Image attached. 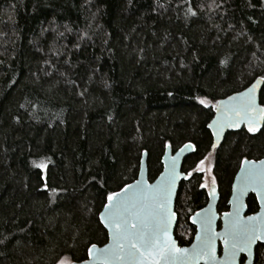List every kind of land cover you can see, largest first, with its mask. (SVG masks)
Segmentation results:
<instances>
[{
  "label": "trees",
  "instance_id": "16d2710c",
  "mask_svg": "<svg viewBox=\"0 0 264 264\" xmlns=\"http://www.w3.org/2000/svg\"><path fill=\"white\" fill-rule=\"evenodd\" d=\"M259 78L264 0H0V264L87 260L143 153L153 182L167 146L188 143L175 236L191 245L209 201L197 165L213 156L221 213L241 161L264 158V126L215 150L208 130L219 101Z\"/></svg>",
  "mask_w": 264,
  "mask_h": 264
},
{
  "label": "snow or ice",
  "instance_id": "6c2138e0",
  "mask_svg": "<svg viewBox=\"0 0 264 264\" xmlns=\"http://www.w3.org/2000/svg\"><path fill=\"white\" fill-rule=\"evenodd\" d=\"M255 89L254 84L247 90L246 95H241L240 103L233 108L237 116L242 114L248 121L250 132L254 130L257 120L264 118V109H258L256 106ZM200 103L208 106L204 100ZM237 123L230 121L228 126ZM214 124H218L219 127L225 126L222 121ZM208 127L212 128L213 124H209ZM192 147L190 144L185 145L180 151ZM178 158L177 156L176 159ZM200 164L202 165L203 161ZM175 168L174 159L170 175L164 183L154 189H145L137 182L136 191L131 196L122 197L120 193L115 192L107 195L108 203L104 205L107 215H104V222L110 229L113 246L98 252L96 259L102 260L103 264H112L113 261H120L121 264H185L192 258L207 257L208 264H245V259L248 258L247 264H253L254 246L257 241H264V215L241 217L240 208L243 206L241 197L251 190L258 194L261 203L264 204V161L260 162V167L251 161H241L242 175L238 177L240 183L233 185L234 199L230 201L233 211L224 214L229 218L228 226L223 233L214 232L213 217L203 215L199 220L201 225L197 236L199 243L193 245L191 252L177 247L175 241L168 235L169 226L175 216L169 206L176 179ZM195 170L204 171L199 165ZM212 183L215 185V178ZM122 191L127 192V188ZM211 195H215V190ZM210 212L211 207L207 210V213ZM197 216L200 217L201 214L197 213ZM216 240H221L224 245V255L220 260L216 256ZM94 249L95 244L88 249L89 257H92ZM60 264L71 262L65 258Z\"/></svg>",
  "mask_w": 264,
  "mask_h": 264
},
{
  "label": "water",
  "instance_id": "95a60500",
  "mask_svg": "<svg viewBox=\"0 0 264 264\" xmlns=\"http://www.w3.org/2000/svg\"><path fill=\"white\" fill-rule=\"evenodd\" d=\"M254 84L256 85V89H255V93H254L255 99H256V106L258 109H264V106H262L261 101H260L261 91H262L263 86H264V80L261 78L257 79L253 84H251L244 91L236 93V94H234V95H232L226 99L219 101V103L217 104L216 109H215L214 118L210 122V124H213V127L212 128L208 127V130L211 133V136L213 139V149L214 150L216 148L221 147V145L224 143L228 134L240 132L244 129L249 131L248 130L249 129L248 121L243 118L242 114L240 116H237L235 114V112L233 111V108H235L240 103L241 95L242 94L246 95L247 90L249 88H251L252 85H254ZM253 115H255V114H253ZM220 121L224 122L225 126L219 127L218 124H214V122H220ZM230 121H237L238 123L234 126H228V122H230ZM263 126H264V118H259L257 120L256 125L254 126V130L251 132L260 131L263 128ZM189 144L192 145L193 147L189 148V149H185L183 152H181L180 150L182 148H184L185 145L176 152H173L172 148L170 146H167L165 153L163 155V158H162L163 170L160 173V175L157 177V179L153 182L150 181L148 153L144 152L142 155L139 174H138L137 179L133 183H131V184H129L123 188V189L127 188V192L122 191L123 190L122 189L116 193H120L122 197L131 196L136 191L137 182H139L140 186L145 188V189L156 188L158 185H161L162 183H164L166 178L170 175V173L172 171V162L175 159V161H176V168H175L176 179H175V184L173 185V188H172V197H171L170 205H169L171 210L175 213V216L172 218V223L169 226L168 235L171 237V239L173 241H175V244L177 247H179L181 249H188L189 252H191L193 245H196L199 243V241L197 239V236L200 233V228H201L199 220L201 219V217L203 215L208 214V215H211L213 217L212 230L214 232L223 233L225 228L228 226V219L229 218L225 217L224 214L230 213L233 211V205L230 203V201H232L234 199L233 185H239L240 181H239L238 177L240 175H242V173H241V166H240V168H239V170H238V172L234 178L233 184H232L231 196H230L229 201H228L229 210L227 212H224L223 214H221L219 212V209H218L219 203L221 200V194H220L219 187L216 184L211 185L210 190L208 191V195H209L208 204L206 205V207H204L200 211L193 214L191 217V220H190L191 224L196 228V235L194 237L193 242L189 246H184V247L180 246V244H179V242L175 236V231H176V227H177V223H178V215L176 213V200H177L179 188H180L182 181L187 179V178H185V177H187V175L183 172L185 160L189 156L193 155L195 152V146L191 143H188L186 145H189ZM177 156L179 157L178 159H176ZM247 161H251L255 166L260 167V162L264 161V158L261 160H258V161H256V160H247ZM245 167H247V165ZM128 186H131V187L129 188ZM213 190H215L214 196L211 195ZM251 195L256 196V199H257L258 204H259V210L255 214L248 215L247 200ZM241 202L243 205L240 208L241 217L246 218L248 216L264 215V204L261 203L259 196L256 192L249 190V192H247L243 197H241ZM107 203H108V201H107ZM209 207H211V212L207 213V210L209 209ZM197 213H200L201 216L198 217ZM104 215H107L105 207L101 211L99 218H100V222H101L103 228L106 230V232L108 234L107 244H105L102 247L96 246V249L93 250L92 257H89V255H88L87 260L80 262V263H71V264H103L102 260L96 259L98 252L104 250L105 248H110L113 246V240H112L110 229L105 226ZM194 220L197 222L194 223L193 222ZM259 244L264 245V241H257L256 246H254V249H253L254 256L252 257L253 264L255 263L256 249H257ZM221 246L223 248L222 252H220ZM215 247H216L217 259L220 260L224 255L223 242L221 240H216L215 241ZM247 260H248V258H247ZM247 260H246L245 264H247ZM112 264H121V262L120 261H113ZM185 264H208V261H207V257L200 258V259L192 258V259L187 260L185 262Z\"/></svg>",
  "mask_w": 264,
  "mask_h": 264
},
{
  "label": "rangeland",
  "instance_id": "374dc122",
  "mask_svg": "<svg viewBox=\"0 0 264 264\" xmlns=\"http://www.w3.org/2000/svg\"><path fill=\"white\" fill-rule=\"evenodd\" d=\"M200 167H202L204 169V171H202L201 173L204 174V185H207V187H205L207 190L210 189L211 185H213L212 181L214 177L213 174V156H208L204 161L203 164L199 165ZM199 172V171H198ZM216 184V182H215ZM64 260V259H63ZM69 260V259H68ZM70 261V260H69ZM71 262V261H70ZM72 263V262H71Z\"/></svg>",
  "mask_w": 264,
  "mask_h": 264
},
{
  "label": "flooded vegetation",
  "instance_id": "af4514ba",
  "mask_svg": "<svg viewBox=\"0 0 264 264\" xmlns=\"http://www.w3.org/2000/svg\"><path fill=\"white\" fill-rule=\"evenodd\" d=\"M210 190V189H209ZM209 190H207V191H209ZM256 197V196H255ZM258 202V201H257ZM259 205V204H258ZM229 210V209H228ZM227 212V211H226ZM258 212V211H257ZM256 212V213H257ZM224 212H221V214H223ZM253 214H255V213H253ZM248 215H252V214H248ZM259 245H262V244H259ZM258 245V246H259ZM258 248V247H257ZM222 250H223V248H222V246L220 247V252H222ZM257 250V249H256ZM246 260H247V258L245 259V262H246ZM255 262H256V258H255ZM255 264V263H254Z\"/></svg>",
  "mask_w": 264,
  "mask_h": 264
}]
</instances>
